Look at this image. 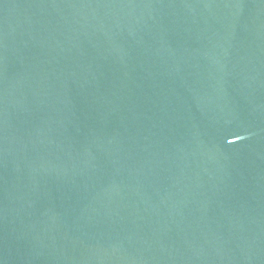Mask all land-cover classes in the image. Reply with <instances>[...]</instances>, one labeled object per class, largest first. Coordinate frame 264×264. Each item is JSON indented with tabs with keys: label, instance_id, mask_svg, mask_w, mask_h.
I'll return each mask as SVG.
<instances>
[{
	"label": "water",
	"instance_id": "obj_1",
	"mask_svg": "<svg viewBox=\"0 0 264 264\" xmlns=\"http://www.w3.org/2000/svg\"><path fill=\"white\" fill-rule=\"evenodd\" d=\"M0 264H264V0H0Z\"/></svg>",
	"mask_w": 264,
	"mask_h": 264
}]
</instances>
